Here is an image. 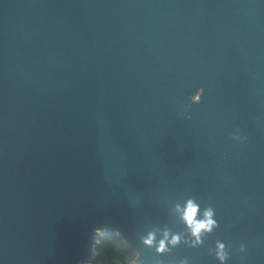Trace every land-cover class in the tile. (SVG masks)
<instances>
[{
    "label": "water",
    "instance_id": "1",
    "mask_svg": "<svg viewBox=\"0 0 264 264\" xmlns=\"http://www.w3.org/2000/svg\"><path fill=\"white\" fill-rule=\"evenodd\" d=\"M103 233L264 264V0H0V264H89Z\"/></svg>",
    "mask_w": 264,
    "mask_h": 264
},
{
    "label": "clouds",
    "instance_id": "2",
    "mask_svg": "<svg viewBox=\"0 0 264 264\" xmlns=\"http://www.w3.org/2000/svg\"><path fill=\"white\" fill-rule=\"evenodd\" d=\"M204 93V89L198 88L196 92L193 94V99L198 100L199 97ZM199 206L193 201L188 200L186 206L182 212V220L186 225L187 229L194 237L193 246L196 244L202 243L201 237L205 233H210L215 226H217V222L212 219L214 212L213 209L208 208L203 212L202 218H199ZM169 233H164V239H161L158 243L157 251L165 252L168 250V244L173 246L177 245L180 242L179 235H173L169 240ZM154 235L150 234L149 237L145 240V244L152 245L154 242ZM217 253L216 256L220 260L221 264H224V261L228 258L227 254L224 252V245L222 243L217 244ZM128 264H136V258L134 256L127 257Z\"/></svg>",
    "mask_w": 264,
    "mask_h": 264
},
{
    "label": "rangeland",
    "instance_id": "3",
    "mask_svg": "<svg viewBox=\"0 0 264 264\" xmlns=\"http://www.w3.org/2000/svg\"><path fill=\"white\" fill-rule=\"evenodd\" d=\"M111 242H107V241ZM100 245L96 249L95 255H94V260L90 262L89 264H108L109 262V256H108V249L110 248V244L106 243H118V244H123L125 248H127V252L129 255L134 256L136 258V254L132 248H130L126 242L120 238L118 235H116L113 239L106 236L104 233L103 235L99 238Z\"/></svg>",
    "mask_w": 264,
    "mask_h": 264
},
{
    "label": "trees",
    "instance_id": "4",
    "mask_svg": "<svg viewBox=\"0 0 264 264\" xmlns=\"http://www.w3.org/2000/svg\"><path fill=\"white\" fill-rule=\"evenodd\" d=\"M107 236V235H106ZM111 239L114 237H111L108 235ZM111 242V241H107ZM110 244V248L108 249V256H109V262L108 264H128L127 257L130 256L127 252V248L123 246V244L118 243H106Z\"/></svg>",
    "mask_w": 264,
    "mask_h": 264
}]
</instances>
